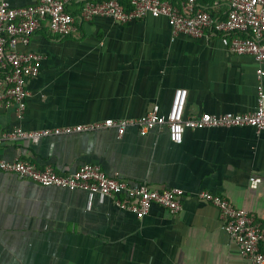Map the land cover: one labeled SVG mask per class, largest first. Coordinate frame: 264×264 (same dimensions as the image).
<instances>
[{
  "label": "crops",
  "instance_id": "0c3cea01",
  "mask_svg": "<svg viewBox=\"0 0 264 264\" xmlns=\"http://www.w3.org/2000/svg\"><path fill=\"white\" fill-rule=\"evenodd\" d=\"M0 1L23 7L40 0ZM167 1L185 6L183 0ZM198 5L219 19L228 12L224 0ZM79 8L69 7L75 15ZM76 26V35L59 37L43 22L34 34L30 49L44 57L41 72L28 81L22 119L14 109L0 108V135L16 127L137 119L156 108L168 114L179 89L188 91L185 118L258 107L260 64L232 54L231 36H174L164 17L124 25L104 17L78 19ZM15 159L60 175L97 164L131 184L179 188L186 195L180 214L154 206L138 218L107 196L43 187L0 170V264H249L218 209L196 197L202 191L253 215L262 224L264 253V130L187 129L183 143L175 144L167 128L142 133L129 126L122 137L106 128L0 147V161ZM252 176L263 180L257 190L250 188Z\"/></svg>",
  "mask_w": 264,
  "mask_h": 264
},
{
  "label": "built area",
  "instance_id": "2783aa9c",
  "mask_svg": "<svg viewBox=\"0 0 264 264\" xmlns=\"http://www.w3.org/2000/svg\"><path fill=\"white\" fill-rule=\"evenodd\" d=\"M179 8L167 0H132L133 9L125 11L117 0H40L38 3L14 7L0 1V108L14 109L18 119L27 110L30 91L28 81L39 76L44 57L30 49L32 37L46 22L50 32L59 37L76 35L77 20L90 22L95 18H110L119 24H129L147 17L168 19L174 36L180 34L196 40L207 39V32L231 36L230 52L237 56H251L259 64L258 107L250 113L210 114L185 118L188 91L175 92L168 114L159 109L137 118L106 120L60 128L25 130L16 127L0 135V147L7 142L30 141L38 144L44 138L116 128L122 137L129 126H138L142 133L167 128L170 139L182 144L187 129L252 127L264 130V0H224L228 12L225 19L216 18L198 5L199 0H183ZM82 2V3H80ZM80 3L81 13L76 17L68 6ZM217 4V2H216ZM0 170L30 180L43 187H60L71 191H87L111 198L122 210L144 218L154 206L171 214L183 210L185 192L179 188L153 189L147 183L131 184L129 181L109 176L100 165L84 164L69 175H60L52 167L40 168L36 164L15 159L0 161ZM263 180L250 178V188L257 190ZM196 197L220 213L226 232L249 264H264L262 224L248 211L235 207L227 198L208 191Z\"/></svg>",
  "mask_w": 264,
  "mask_h": 264
},
{
  "label": "trees",
  "instance_id": "16d2710c",
  "mask_svg": "<svg viewBox=\"0 0 264 264\" xmlns=\"http://www.w3.org/2000/svg\"><path fill=\"white\" fill-rule=\"evenodd\" d=\"M120 4H121V6L123 7V9L125 10V11H131L132 9H133V6H132V4H131V1L132 0H117ZM126 2L128 3V4H126ZM80 3H82V2H80ZM80 3H74V4H78L79 5V14L81 13V4ZM71 5H73V4H71ZM69 7H70V5L68 6V11L70 12V13H72L71 11H70V9H69ZM74 16H78V15H75L74 13H72Z\"/></svg>",
  "mask_w": 264,
  "mask_h": 264
}]
</instances>
